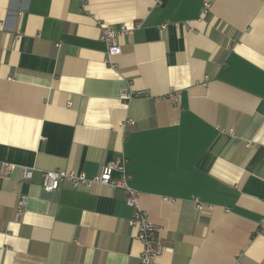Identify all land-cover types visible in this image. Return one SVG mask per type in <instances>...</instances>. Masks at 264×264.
Instances as JSON below:
<instances>
[{
	"label": "crops",
	"instance_id": "1",
	"mask_svg": "<svg viewBox=\"0 0 264 264\" xmlns=\"http://www.w3.org/2000/svg\"><path fill=\"white\" fill-rule=\"evenodd\" d=\"M116 155L135 206L41 188ZM0 161L36 169L0 177V264H139L136 208L154 264H264V0H0Z\"/></svg>",
	"mask_w": 264,
	"mask_h": 264
},
{
	"label": "built area",
	"instance_id": "2",
	"mask_svg": "<svg viewBox=\"0 0 264 264\" xmlns=\"http://www.w3.org/2000/svg\"><path fill=\"white\" fill-rule=\"evenodd\" d=\"M132 28L121 27L120 31L117 32L112 28L103 26L101 28L100 39L106 44L107 56L119 53L120 48L117 45V37L120 33L130 34ZM171 96H174L173 94ZM122 99H129L131 94L126 90L120 93ZM126 122L132 124L133 121L128 119ZM126 159L122 155H116L112 160L106 162L100 170L92 175L87 176L85 173L75 170H39L41 177V188L45 192H53L57 190L60 185L66 184L71 188L77 189L81 187H91L92 185L104 184L113 188H118L123 192L125 200L128 205L135 206L137 192L128 185L129 175L125 172ZM19 165L15 163L0 161V177H5L10 171L17 168ZM21 170V179L29 180L32 178L34 167L19 166ZM118 171L120 176L112 177L113 171ZM193 206L196 211L204 212L210 209V206H204L197 198L192 200ZM24 197L21 196L17 202V213L20 214L23 210ZM130 227H136V238L142 244V251L139 257V264H154L156 258L165 249V244L162 242L159 236V227L152 223L146 213L136 208L132 218L128 220Z\"/></svg>",
	"mask_w": 264,
	"mask_h": 264
}]
</instances>
